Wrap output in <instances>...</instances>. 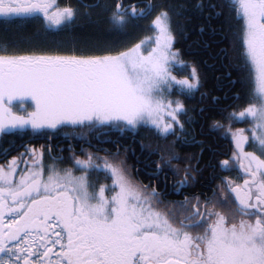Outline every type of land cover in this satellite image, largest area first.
I'll list each match as a JSON object with an SVG mask.
<instances>
[{
    "label": "snow or ice",
    "instance_id": "obj_1",
    "mask_svg": "<svg viewBox=\"0 0 264 264\" xmlns=\"http://www.w3.org/2000/svg\"><path fill=\"white\" fill-rule=\"evenodd\" d=\"M224 7L239 25L231 43L252 92L245 107L210 125L231 139V155L208 164L225 173L211 194L165 199L157 184L132 176L119 147L100 156L84 148L76 153L69 145L65 158L53 156L51 145H24L0 160V264H264V0L209 3L208 18L223 15ZM81 8L89 17L100 9L118 29L152 17L151 35L122 50L21 52L5 45L0 134L31 130L51 140L64 133L91 145L95 133L147 128L158 139L174 138L154 149L159 158L153 175L170 170L172 190L183 194L202 169L199 155H182L177 148L197 143L188 138L191 117L183 119L188 109L180 97L192 96L201 81L198 69L174 47L168 7L124 0L78 7L0 0V17L5 23L42 19L51 29L71 26ZM192 8L204 12V0ZM238 120L251 127H234ZM94 172H103L111 184L97 187Z\"/></svg>",
    "mask_w": 264,
    "mask_h": 264
},
{
    "label": "trees",
    "instance_id": "obj_2",
    "mask_svg": "<svg viewBox=\"0 0 264 264\" xmlns=\"http://www.w3.org/2000/svg\"><path fill=\"white\" fill-rule=\"evenodd\" d=\"M66 1L77 7L81 4L113 2V0ZM124 2L136 4L139 7L152 4L156 6V10L168 7L172 14V26L176 36L174 47L181 51L183 60L198 69L201 81L199 89L192 96L180 97L188 104V115L183 119L191 117L190 123L195 124L193 129L186 127L189 132L188 138L195 137L197 143L200 142V145L193 143V147L188 148V153L198 155L199 148H202L200 160L208 164L210 161L216 162L217 157L225 158L227 150L222 143L224 139L227 141V138L214 137L208 128L213 120L228 116V110H230L228 108H231L232 104L238 102L237 111L245 107L251 99L252 92L246 70L231 43L233 33L239 28L234 14L224 7L223 15H213L211 19L208 18L209 3L224 5L229 0H204V12L192 8L195 0H124ZM217 11L220 9L217 8ZM151 19L152 17H148L133 21L128 27L118 29L109 22V15L100 9L94 10L89 17L82 8L75 23L61 28L45 29L40 20L29 19L23 23L15 21L5 23L4 19H0V46L8 45L10 50L21 52H70L73 49L99 51L107 48L122 50L151 35L147 31ZM186 71L182 72L187 73ZM178 74L182 75L179 72ZM199 94L200 105L197 104ZM225 109L227 110L224 111ZM27 134L28 132L3 135L0 143L8 142L13 138L18 139ZM96 134H93L90 139H94ZM217 135H219L218 132ZM125 136H136L146 149L147 145L153 146L154 143L160 146L168 145L174 139L169 137L167 140H157L158 138L147 128H141L136 134L125 132ZM183 145L179 144L177 147ZM208 168L212 170L211 167L208 166Z\"/></svg>",
    "mask_w": 264,
    "mask_h": 264
},
{
    "label": "flooded vegetation",
    "instance_id": "obj_3",
    "mask_svg": "<svg viewBox=\"0 0 264 264\" xmlns=\"http://www.w3.org/2000/svg\"><path fill=\"white\" fill-rule=\"evenodd\" d=\"M66 0H56V3L60 7H64L68 5ZM0 19H4L3 17H0ZM26 20L29 19H16L15 22H26ZM39 21V20H36ZM42 21V19L40 20ZM200 93V91H199ZM186 104V103H185ZM197 104L200 105V94L197 98ZM238 102L232 104L228 108L230 110L229 114L233 111H237V105ZM188 104H186L187 107ZM246 106V105H245ZM225 109L224 111H226ZM241 110V109H240ZM200 111V106H199ZM188 119L185 118V121ZM244 121H235L234 127H237L238 125L244 124ZM194 123H189L186 127L194 128ZM208 131L211 132L214 137H217L218 139L223 137L227 138V141L224 139V142L222 143L227 150V154L225 156L231 155V139L229 137H225L223 133H219L217 135V131L211 128H208ZM186 132H189L186 129ZM197 144L200 145V142ZM28 145L29 147L35 146L40 147V145H51L53 148L52 155L53 156H63L67 158L70 153L68 151L69 145H71L72 149L79 153L81 151V148L88 149L93 152H97L100 156H104V150H108L109 153H115L117 150V147H119L120 151V159L125 160L126 164L132 174V176L138 180L142 181L144 184H157L159 186V189L161 191H165L166 196L165 199L169 201H175L180 200L183 198V195H191L193 193H208L211 194L212 188L215 187V185L219 182V179L222 175L225 173H221L218 169L214 172L213 169L210 170L208 168L207 162H202L200 160V167L202 169L201 174L197 177L196 182L190 186L183 194H177L172 190V183L174 180V176L172 172L169 170L167 173H161L158 176L153 175L155 171L154 162L158 160L159 158V152L154 151V149L159 146V148L163 149L167 145L160 146L159 144L154 143L152 146V150L149 148H144L141 144L139 139L135 136L128 137L125 136V133H121L115 129L111 131H102L100 133H97L95 135L94 139H91V145H89L86 141L82 140L81 138H75L69 135H55L51 140H49L47 137H37L33 134L29 133L27 135H23L20 138H13L5 143H0V160L3 159L5 153L9 155H15L17 151H23V146ZM193 143L184 144L183 146H178V150L181 151V154H186L189 152L190 147H193ZM200 147V146H199ZM202 151V148L198 150V155L200 156V153ZM226 158V157H225ZM47 159V157H46ZM221 159L220 157H217V161ZM216 161V162H217ZM67 167L68 165H63ZM103 172H95L91 175V179L94 182H97V187L100 183H107L111 184L110 179H106L104 175H102ZM101 177H96V176ZM232 175H235V173H232Z\"/></svg>",
    "mask_w": 264,
    "mask_h": 264
},
{
    "label": "rangeland",
    "instance_id": "obj_4",
    "mask_svg": "<svg viewBox=\"0 0 264 264\" xmlns=\"http://www.w3.org/2000/svg\"><path fill=\"white\" fill-rule=\"evenodd\" d=\"M4 46H0V49H2ZM190 68L186 71L187 73H183L182 71H179V73H182V75L181 76H183V75H186V74H188V73H190ZM175 98V97H174ZM27 104H30V101H28V102H26V106H27ZM19 107V104L17 103V108ZM239 121V120H238ZM237 127H239V128H250L251 127V124L250 123H244V124H241V125H238ZM29 133H31V130H29L28 131ZM32 134V133H31ZM60 135H64L65 136V134L64 133H60ZM3 136V134H0V139H1V137ZM69 136H72V137H75V138H80V137H78V136H75V135H69ZM230 138V137H229ZM157 140H160V139H157ZM161 141V140H160ZM156 144H158V143H156ZM97 172H95V174H96ZM80 173L79 172H77V175H79ZM102 175H104L103 173H102ZM105 176V175H104ZM96 177H101V176H96Z\"/></svg>",
    "mask_w": 264,
    "mask_h": 264
}]
</instances>
